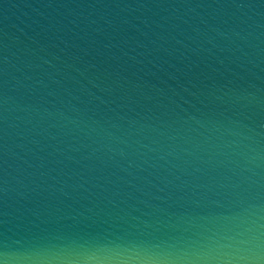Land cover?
<instances>
[{
  "label": "water",
  "instance_id": "water-1",
  "mask_svg": "<svg viewBox=\"0 0 264 264\" xmlns=\"http://www.w3.org/2000/svg\"><path fill=\"white\" fill-rule=\"evenodd\" d=\"M0 264H264V0H0Z\"/></svg>",
  "mask_w": 264,
  "mask_h": 264
}]
</instances>
